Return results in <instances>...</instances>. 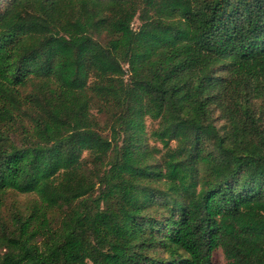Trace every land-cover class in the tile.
Instances as JSON below:
<instances>
[{"label":"trees","instance_id":"obj_1","mask_svg":"<svg viewBox=\"0 0 264 264\" xmlns=\"http://www.w3.org/2000/svg\"><path fill=\"white\" fill-rule=\"evenodd\" d=\"M217 253L264 264V0H0V264Z\"/></svg>","mask_w":264,"mask_h":264},{"label":"rangeland","instance_id":"obj_2","mask_svg":"<svg viewBox=\"0 0 264 264\" xmlns=\"http://www.w3.org/2000/svg\"><path fill=\"white\" fill-rule=\"evenodd\" d=\"M138 27H139V22L137 20H135L133 22L132 28L134 30H136ZM93 114H95V112H93ZM102 118L100 119V121L103 120ZM146 125H147V130H149V131L153 130L155 128V124L151 123L149 121H146ZM104 135L107 136V133H105ZM156 146H158V145H156ZM32 199H33V197H30V196L9 195L8 199H7V205L10 204L11 202H14V201H17L20 205H22V204L26 205L27 203L31 202ZM214 262H215L214 264H224L222 257L218 253L214 255Z\"/></svg>","mask_w":264,"mask_h":264}]
</instances>
